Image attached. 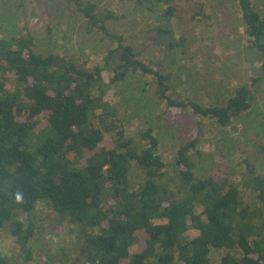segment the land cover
I'll list each match as a JSON object with an SVG mask.
<instances>
[{"label": "trees", "instance_id": "trees-1", "mask_svg": "<svg viewBox=\"0 0 264 264\" xmlns=\"http://www.w3.org/2000/svg\"><path fill=\"white\" fill-rule=\"evenodd\" d=\"M66 1L87 31L110 40L101 63L40 52L27 28L0 38V233L17 246L10 256L0 253V264L34 261L31 215L40 201L56 220L76 228L74 240L60 249L59 264H210L211 249L227 251L220 264H264V175L246 160L241 172L219 166L198 175L191 157L197 135L166 164L153 128L131 133L111 90L128 72L151 75L168 109L190 108L228 127L250 110L264 80V18L252 0H237V6L242 41L261 75L207 108L170 98L167 77L140 60L124 35L108 30L116 14L100 12L93 2ZM201 13L198 7L191 18ZM189 229L197 235L186 237Z\"/></svg>", "mask_w": 264, "mask_h": 264}, {"label": "rangeland", "instance_id": "rangeland-1", "mask_svg": "<svg viewBox=\"0 0 264 264\" xmlns=\"http://www.w3.org/2000/svg\"><path fill=\"white\" fill-rule=\"evenodd\" d=\"M83 1L95 3L100 12L110 10L118 16L107 22L108 30L124 35L140 60L167 77V94L174 100L203 108L216 106L237 85L249 84L252 77L261 75L253 50L242 41L237 0ZM138 1L140 6L134 9ZM252 3L264 18V0ZM168 7L175 12L170 13ZM198 7L202 13L192 19V12ZM159 27L168 32L159 33ZM23 28L34 35L36 50L60 52L86 61L89 66L101 63V57L111 46L98 30H86L85 19L66 0H0V38L14 36ZM111 90L113 102L131 133L153 128L159 142L158 154L166 164L174 161L182 143L197 135V152L191 157L198 175L209 176L219 166L226 172H241L244 160L264 175V80L257 86L250 110L231 119L235 129L230 131V125L222 128L212 117L196 115L190 108L177 113L168 109L158 97L151 75L128 72ZM196 212L200 213L201 208ZM31 217L32 264H59L60 249L74 240L76 228L56 220L46 201L36 204ZM196 235L194 229L186 233L188 238ZM141 246L132 247L130 252ZM16 249L13 238L0 233V253L10 256ZM226 253L211 249L210 264H220Z\"/></svg>", "mask_w": 264, "mask_h": 264}, {"label": "clouds", "instance_id": "clouds-1", "mask_svg": "<svg viewBox=\"0 0 264 264\" xmlns=\"http://www.w3.org/2000/svg\"><path fill=\"white\" fill-rule=\"evenodd\" d=\"M22 199H23L22 195L20 193H17L16 194V201L20 202V201H22Z\"/></svg>", "mask_w": 264, "mask_h": 264}, {"label": "flooded vegetation", "instance_id": "flooded-vegetation-1", "mask_svg": "<svg viewBox=\"0 0 264 264\" xmlns=\"http://www.w3.org/2000/svg\"><path fill=\"white\" fill-rule=\"evenodd\" d=\"M151 1H152V2H155L156 0H151ZM144 2L146 3L147 0H144ZM137 3L140 5L141 1H138ZM261 148H262V147H261Z\"/></svg>", "mask_w": 264, "mask_h": 264}, {"label": "water", "instance_id": "water-1", "mask_svg": "<svg viewBox=\"0 0 264 264\" xmlns=\"http://www.w3.org/2000/svg\"><path fill=\"white\" fill-rule=\"evenodd\" d=\"M231 129H235V127H234L233 125H230V126H229V131H230Z\"/></svg>", "mask_w": 264, "mask_h": 264}]
</instances>
